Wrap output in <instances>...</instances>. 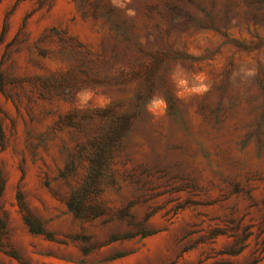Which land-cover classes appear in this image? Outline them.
<instances>
[{"label":"rangeland","instance_id":"rangeland-1","mask_svg":"<svg viewBox=\"0 0 264 264\" xmlns=\"http://www.w3.org/2000/svg\"><path fill=\"white\" fill-rule=\"evenodd\" d=\"M224 1L170 23L157 0H0V264H264V0H230L228 18ZM156 59L171 101L156 92L130 138L108 139L98 199L72 212L110 106L131 97L105 76Z\"/></svg>","mask_w":264,"mask_h":264},{"label":"trees","instance_id":"trees-1","mask_svg":"<svg viewBox=\"0 0 264 264\" xmlns=\"http://www.w3.org/2000/svg\"><path fill=\"white\" fill-rule=\"evenodd\" d=\"M157 6L153 9L155 10V14L161 18L168 19L170 23L177 22L178 20L183 21H194L199 22L197 17L193 14L192 9H197L199 13L203 17H208V19H215L217 14V6L220 5L219 0H157ZM261 1V0H260ZM225 8L223 10V14L225 18L229 17L231 12V2L230 0H225L223 2ZM250 4V3H249ZM222 5V4H221ZM220 10V9H219ZM113 9L102 13L100 16L105 18L107 22L114 24L110 30H115V38L118 42L122 43L123 46L127 49L131 48V28L130 26L124 25V22L121 24L114 23L110 20L112 17L111 12ZM219 12V11H218ZM199 28H205L203 26ZM121 44V45H122ZM139 46V52L144 54L145 49ZM140 69L138 71H125L122 70L116 77H109L105 76V81L108 82V85L118 87L120 90L130 89L131 90V97L129 99L124 100L120 103H114L110 106L109 111L111 113L119 115L115 118V120L108 121L106 125L102 128V138H100L102 143L97 145V150L94 153L92 159H90V163L88 166V175L86 176L83 184L80 186L77 192H75L74 197L70 199L68 203V208L72 212L79 214L83 212L84 209H81L86 202H96L97 197L99 196L98 191L95 194V197L91 199L92 195V188H99L102 178L101 173L108 169L109 164L112 162L113 157L111 156L112 149L107 145L108 139H112L117 136L118 139L121 140V144L123 142L122 139L130 138L131 134L135 133L137 130L133 126V121L139 115H147L146 111V104L149 103L154 98V94L156 92L158 94H162L166 101H171L172 97V89H167L163 91L161 89V79L163 77L162 74L158 73L157 67L159 66V60H153L151 63H146V61H141L139 63ZM68 75L62 79H46L44 81V85L46 88L52 89H60L64 88L67 84ZM71 81V80H70ZM0 84V91L3 92V89ZM122 109V111H120ZM144 132V129H142ZM0 135L3 136V129L0 124ZM129 141L125 143L127 146ZM124 149V147H123ZM129 154H126V159L128 158ZM6 189V180L4 179L1 170H0V211L2 209V200L4 198ZM17 202L19 206V211L22 212L25 208V204L23 198L20 193L17 196ZM25 221L30 225V231L33 233H37L34 227L31 225V221L25 217ZM0 224L1 219H0ZM142 226V225H141ZM3 227L0 225V230ZM142 234V237H146L150 235V233L145 231H138L132 236H137ZM124 237H116L113 240H117ZM257 263V261L255 262Z\"/></svg>","mask_w":264,"mask_h":264},{"label":"clouds","instance_id":"clouds-1","mask_svg":"<svg viewBox=\"0 0 264 264\" xmlns=\"http://www.w3.org/2000/svg\"><path fill=\"white\" fill-rule=\"evenodd\" d=\"M247 75H249V76H253V75H255V70H249V71L247 72ZM161 103H163V101H161Z\"/></svg>","mask_w":264,"mask_h":264}]
</instances>
